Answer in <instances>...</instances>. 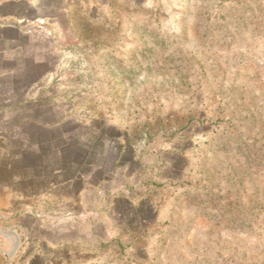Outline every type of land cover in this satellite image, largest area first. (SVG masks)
Here are the masks:
<instances>
[{
	"label": "rangeland",
	"instance_id": "1",
	"mask_svg": "<svg viewBox=\"0 0 264 264\" xmlns=\"http://www.w3.org/2000/svg\"><path fill=\"white\" fill-rule=\"evenodd\" d=\"M46 250L264 264V0H0V264Z\"/></svg>",
	"mask_w": 264,
	"mask_h": 264
},
{
	"label": "crops",
	"instance_id": "2",
	"mask_svg": "<svg viewBox=\"0 0 264 264\" xmlns=\"http://www.w3.org/2000/svg\"><path fill=\"white\" fill-rule=\"evenodd\" d=\"M25 181H29V183L32 184L31 179L25 180ZM29 186H30L29 187V190L32 191L30 193H32L33 196L37 195L38 192H36V191L33 190V188H35V186H33V185H29ZM17 229H23V227L22 228H16L15 229V231L17 233V238H18V241H19V246H18V252L19 253L16 254V256H18V257L20 256L21 258L19 260H21L23 262V261H26V259L29 256L28 252L24 253V252L21 251V249L25 248L24 247V244L26 242L25 240L27 239V235H22L21 233L18 232L19 230H17ZM20 252H22V253H20ZM45 256H48L49 257L48 250H46L45 253H37V254H35L31 258V261H34L35 260V261H38L39 264H45V262L47 261V258Z\"/></svg>",
	"mask_w": 264,
	"mask_h": 264
},
{
	"label": "trees",
	"instance_id": "3",
	"mask_svg": "<svg viewBox=\"0 0 264 264\" xmlns=\"http://www.w3.org/2000/svg\"><path fill=\"white\" fill-rule=\"evenodd\" d=\"M28 179H31V181L34 179V177H30V178H28ZM32 183H33V181H32Z\"/></svg>",
	"mask_w": 264,
	"mask_h": 264
}]
</instances>
